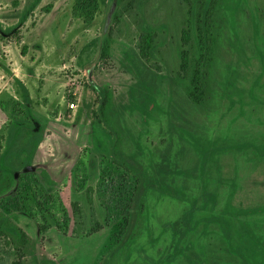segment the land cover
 I'll return each mask as SVG.
<instances>
[{"label": "rangeland", "instance_id": "obj_1", "mask_svg": "<svg viewBox=\"0 0 264 264\" xmlns=\"http://www.w3.org/2000/svg\"><path fill=\"white\" fill-rule=\"evenodd\" d=\"M27 1L0 0L1 26L15 23ZM228 2L230 9L221 10L207 97L200 103L188 101L176 82L182 72L179 50L187 47L181 40L188 17L184 0H119L117 22H109L114 0H40L17 34L0 35V149L10 120L25 117L28 102L45 124L34 159L47 162L58 178L48 192L34 173L24 174L18 191L2 199L1 207L31 212L43 252L58 263L102 264L136 203L133 175L95 143H107L108 129L96 116L99 94L91 79L108 84L116 97L133 99L132 113H124L131 131L146 129L141 135L146 144L171 140V149L182 144L181 168L195 165L196 148L207 155L206 187L216 188L217 195L214 220L198 242L213 264L242 262L238 255L244 245L230 252L222 248L227 243L215 214L224 208L225 217L235 216L236 226L244 218L264 240V154L254 149L264 147V0ZM108 23L116 54L97 61V38ZM147 31L153 33L152 48L143 58L149 68L140 82L148 91L138 93L140 67L127 63L123 54L137 52ZM179 131L186 141L178 138ZM168 203H156L150 222L154 234L177 211ZM27 249L0 235V264L18 257L28 262ZM256 249L258 257L262 250Z\"/></svg>", "mask_w": 264, "mask_h": 264}, {"label": "trees", "instance_id": "obj_2", "mask_svg": "<svg viewBox=\"0 0 264 264\" xmlns=\"http://www.w3.org/2000/svg\"><path fill=\"white\" fill-rule=\"evenodd\" d=\"M184 1L188 3V17L185 26L181 29V40L187 47L179 50L182 72L178 73L176 82L184 88L188 101L200 103L207 97V81L221 36V10H229L230 5L229 0ZM39 2L40 0H28L15 23L7 27H2L0 24V35L17 34L19 25L27 19ZM118 2L119 0H114L115 5L110 12L109 22L119 20ZM50 7L51 3L44 8ZM106 25L97 38V61L116 54L117 48L113 45L114 38L110 25L109 23ZM231 37L236 40L237 33L234 31ZM140 39L137 52H127L128 56L126 53L123 54L128 58L127 63L132 61L137 68L138 65L140 67L136 69L138 77L135 85L138 93L140 89L145 88L140 81L149 66L147 59L143 58L148 57L146 55L152 48L153 33L147 31V34H142ZM90 83L99 94L96 116L108 129L107 143L103 144L98 139L95 143L135 178L133 197L136 203L127 210L128 217L123 234L118 238L115 246L107 252L103 263L108 261V264H213L204 245L202 247L198 242L199 238L206 235L204 229L207 224L214 220L212 210L215 204L214 196L217 195L216 188L210 191L206 187L207 155L196 148L198 157L195 165L187 170L181 168L178 165V156L182 151V144L178 145V143L173 149L170 146L171 140L165 145L146 144L141 139L146 129L141 127L137 132L131 131L124 113L127 112L129 115L132 113L133 99L129 97L123 100L116 97L111 87L104 82L97 83L91 79ZM144 90L148 91V88ZM144 106L148 107V104ZM25 107V117H14L10 120L5 144L0 149V235L28 246L29 261L26 262L18 257L12 264L31 262L60 264L43 252L39 241V225L31 212L25 208L5 210L1 207L2 199L18 191L20 178L26 173H34L37 181L48 192L54 190L58 183V178L49 164L34 159L36 148L43 137L45 124L32 112L28 102L25 103ZM182 134L180 132L178 138L186 141ZM254 149L259 155L264 154V147H254ZM88 197L90 199V196ZM158 202H169L168 204L177 205L178 208L173 216L163 220L158 232L154 234L150 222ZM225 214H227L226 208L215 214L223 228V237L227 243L222 248L228 252L232 251V247L237 250L239 243L238 245H244V247L240 246L242 253L238 255L242 262L236 264H264V240L251 232L245 225L244 218H239L236 226L235 216L228 214L229 217H225ZM230 226L231 228L236 226L235 232L230 233ZM153 236L158 239L155 243L152 242ZM232 239L236 240V243L233 241L232 243ZM258 247L262 253L257 257Z\"/></svg>", "mask_w": 264, "mask_h": 264}, {"label": "built area", "instance_id": "obj_3", "mask_svg": "<svg viewBox=\"0 0 264 264\" xmlns=\"http://www.w3.org/2000/svg\"><path fill=\"white\" fill-rule=\"evenodd\" d=\"M69 107H71V108L75 107V103L73 101L70 102Z\"/></svg>", "mask_w": 264, "mask_h": 264}]
</instances>
